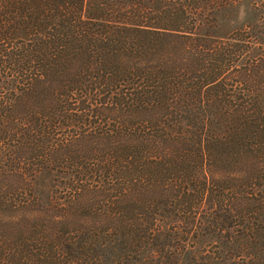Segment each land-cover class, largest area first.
Instances as JSON below:
<instances>
[{"label": "trees", "instance_id": "1", "mask_svg": "<svg viewBox=\"0 0 264 264\" xmlns=\"http://www.w3.org/2000/svg\"><path fill=\"white\" fill-rule=\"evenodd\" d=\"M0 264H264V0H0Z\"/></svg>", "mask_w": 264, "mask_h": 264}, {"label": "rangeland", "instance_id": "2", "mask_svg": "<svg viewBox=\"0 0 264 264\" xmlns=\"http://www.w3.org/2000/svg\"><path fill=\"white\" fill-rule=\"evenodd\" d=\"M256 19L257 15L255 14V12L249 6H244L240 10L238 24L243 25L248 22H254L256 21Z\"/></svg>", "mask_w": 264, "mask_h": 264}]
</instances>
